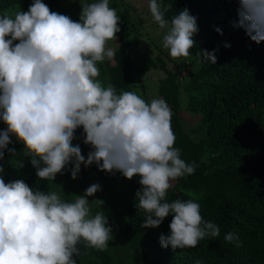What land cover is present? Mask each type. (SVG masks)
<instances>
[{
	"label": "clouds",
	"instance_id": "9594fccd",
	"mask_svg": "<svg viewBox=\"0 0 264 264\" xmlns=\"http://www.w3.org/2000/svg\"><path fill=\"white\" fill-rule=\"evenodd\" d=\"M81 3L79 21L53 12L43 0H33L27 11L0 14V120L7 126L0 131V160L15 136L41 180L54 181L73 162V179L81 164L93 163L129 180L138 176L137 208L146 214L142 227H159L173 217L162 247L175 252L218 237L219 226L204 220L195 200H166L172 181L195 171L175 147L167 102H146L132 91L118 94L98 78V64L114 57L108 45L121 30L117 10L109 0ZM237 3L238 26L257 44L264 42V0ZM169 8L162 11L158 0H149L153 22L166 29L163 48L173 59H187L196 44L197 18L185 8L169 21ZM201 52L216 63L214 51ZM81 127L84 143L93 149L87 159L72 143ZM23 166L18 160L17 167ZM99 190L93 184L68 201L59 192L33 190L19 179L6 183L0 176V264H77L81 244L107 248L112 228L103 211L93 215L88 200ZM224 239L240 246L235 233Z\"/></svg>",
	"mask_w": 264,
	"mask_h": 264
},
{
	"label": "trees",
	"instance_id": "16d2710c",
	"mask_svg": "<svg viewBox=\"0 0 264 264\" xmlns=\"http://www.w3.org/2000/svg\"><path fill=\"white\" fill-rule=\"evenodd\" d=\"M66 1L43 0L53 12L69 16ZM32 3L0 0V13L16 7L27 11ZM158 3L162 11L171 5L165 12L169 21L185 8L197 18L196 44L190 50L194 61L186 60L183 67L174 69L164 54L148 52L136 62L133 50L141 44L135 45V21L125 6L116 9L121 29L116 34L118 43L114 57L106 59L105 65L98 64L99 77L105 84L110 82L118 94L132 91L146 102H167L175 147L183 160L194 163L195 171L172 181L166 200H195L204 220L219 226L220 235L208 236L193 248L175 252L164 248L161 236L170 234L173 217L170 214L159 227H142L146 214L137 208L136 193L142 188L138 176L129 180L118 171H101L95 163L92 173L81 165L77 177L71 175L72 185L64 193L36 175L31 158L23 155L24 145L14 137L8 149H15L16 155L4 149L0 176L6 183L19 179L33 190L59 192L68 201L83 195L93 184L101 186L90 196L94 200L91 207L93 212L102 209L105 213L112 239L103 250L81 244L80 255L74 256L77 264H264V42L257 44L238 26L237 0ZM144 10L141 13L152 18L149 9ZM201 50L214 51L216 63L204 60ZM189 66V74L180 83L181 71ZM180 110L198 115L199 120L186 129ZM18 160L23 161L22 168L17 167ZM104 176L121 182L124 194L106 191ZM230 232L239 237V247L225 241Z\"/></svg>",
	"mask_w": 264,
	"mask_h": 264
},
{
	"label": "rangeland",
	"instance_id": "374dc122",
	"mask_svg": "<svg viewBox=\"0 0 264 264\" xmlns=\"http://www.w3.org/2000/svg\"><path fill=\"white\" fill-rule=\"evenodd\" d=\"M113 1H115L117 4L114 5L112 4ZM109 0V4L111 7H114L115 9H124L125 6H127V8H129L130 11V16H132V20H134V24H135V29H136V36H135V45L138 47L139 45V49L134 48V55H135V61H139L140 58L145 55V53H150L151 55H162L164 54L166 60L168 61V66L170 68H174L176 69L177 67H183L185 61L187 60H191L194 61L193 57L190 55L187 59L185 58H180V59H173L170 55H169V51L167 49H164L162 46V37L164 35V33L166 32L165 30H161L159 29L158 25L155 24L152 20V18L149 17V15H145L144 13H141L140 10H144V9H149V1L148 0ZM82 2L85 3H92L95 2V0H82ZM66 6L69 7V11H68V15L69 17L74 20V21H79L80 20V14L82 12V3L81 0H67L66 1ZM19 10L18 7H16V9H8L0 14H4V13H10V12H14ZM144 12H146L144 10ZM143 15H145L144 17H142ZM118 43V40L116 38V41H110L109 42V47H111L112 49L116 48V45ZM142 49L145 50V52L142 51ZM165 60V61H166ZM106 61V60H105ZM105 61L102 62L105 65ZM101 64V63H99ZM99 67V66H98ZM190 67L189 66L188 69L184 68L179 77L178 80L180 83L184 82L185 77L189 74L190 71ZM102 82L103 79L102 77H98ZM183 95V93H182ZM179 117L182 121V123L184 124V126L186 127V129H190V127H192L193 125H195L197 123V121L199 120V116L195 115V114H191L185 110H180L179 112ZM7 126L3 123L2 120H0V131L6 130ZM83 128H78L75 132V139L73 140V146L79 145L80 148L82 149V145L85 146V150L82 151V154L85 156V159H87L88 154L93 151L91 145L89 144H85L84 140L86 138V135L82 134ZM16 138L15 136H11ZM72 164L70 163L69 165H67L65 167V169L62 171V173H59L56 175L55 180L51 181V184L53 187L59 189L60 191H63L65 193V190H68V186L72 185V181H71V175H72ZM85 169H88L89 171H91L92 173L94 172V168H93V164L90 166H86L85 164H81ZM81 169V168H80ZM63 173L68 174L65 176V174L63 175ZM70 179V180H69ZM103 187L106 191L109 192H113L118 196H121L124 194L123 191V184L119 181L116 180H112V179H106L105 176L103 177ZM70 191V189H69ZM83 191V190H82ZM85 192H83L84 194ZM74 194H76L74 192ZM88 200L90 202V206H93L94 204V200L91 197H88ZM96 203V202H95ZM92 209V213L93 215L97 212L95 209V212H93V207H91ZM100 211H103L102 209H100ZM104 213V212H103ZM105 214V213H104Z\"/></svg>",
	"mask_w": 264,
	"mask_h": 264
}]
</instances>
